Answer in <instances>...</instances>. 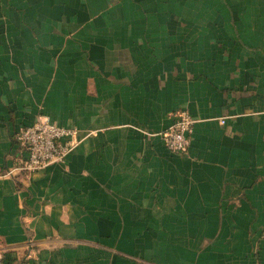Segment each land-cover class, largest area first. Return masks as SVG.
I'll return each instance as SVG.
<instances>
[{"label":"crops","instance_id":"obj_1","mask_svg":"<svg viewBox=\"0 0 264 264\" xmlns=\"http://www.w3.org/2000/svg\"><path fill=\"white\" fill-rule=\"evenodd\" d=\"M38 112L80 141L27 173ZM263 231L264 0H0L5 264H264Z\"/></svg>","mask_w":264,"mask_h":264},{"label":"built area","instance_id":"obj_2","mask_svg":"<svg viewBox=\"0 0 264 264\" xmlns=\"http://www.w3.org/2000/svg\"><path fill=\"white\" fill-rule=\"evenodd\" d=\"M172 117V123L158 133L168 149L183 153L191 142L195 119L187 107L175 110ZM225 121L226 116L220 118L221 123ZM14 138L19 148L27 153L14 169L27 173L54 163L65 164L68 154L80 141L77 127L58 124L45 112H38L31 124L19 127ZM261 235L264 238V231ZM0 264H5L1 253Z\"/></svg>","mask_w":264,"mask_h":264}]
</instances>
